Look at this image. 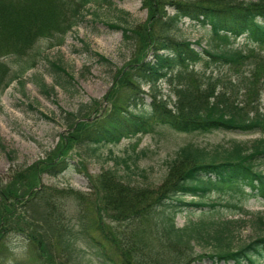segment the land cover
<instances>
[{"label":"trees","instance_id":"trees-1","mask_svg":"<svg viewBox=\"0 0 264 264\" xmlns=\"http://www.w3.org/2000/svg\"><path fill=\"white\" fill-rule=\"evenodd\" d=\"M93 1L0 0V95L15 82L22 85L25 75L38 66L44 53L39 47L41 41L52 42L49 48L64 44L67 35L84 19L82 10ZM141 1L148 10L146 24L134 32L110 26L123 30L125 39L135 40L137 48L134 58L117 72L106 96L107 106L101 107L94 101L78 114L67 113L66 129L46 159L17 172L7 184L0 177V264H58L60 257L66 258L68 264H83L77 253L79 242L102 264H195L205 260L260 264L264 260V234L237 250L220 248L216 253L199 255L192 244L193 233L200 235L207 224L201 221L182 229L176 225L182 207L219 208V203L203 201L213 192H240L264 200V170L255 165L257 159L264 158V140L251 148L236 146L220 154L187 145L171 161L164 182L157 188L125 184L112 170L92 177L84 169L85 158H96L101 147L146 135L156 127L188 135L218 131L249 134L264 129L262 115L251 117L246 106L231 104L226 93L218 92V80L212 76L205 80L194 70L193 77L178 74L179 80L185 81L180 80L181 84L174 89L175 101L170 96L163 99L154 94L158 83L179 69L188 70L203 61L207 65L218 61L239 64L252 58L241 51L214 53L203 48L201 42L176 38L173 32L184 20L209 26L216 37L230 42L246 37L264 47V0ZM98 57L108 62L105 57ZM52 67L68 78L65 83L57 80L58 85L75 83L59 63H52ZM262 71L264 61L255 64L252 76L256 90L248 89V93L257 94L258 84L264 79L260 77ZM43 89L46 94L54 92L46 85ZM75 157L79 160L77 169L87 175L91 189L98 195L96 205L101 223L105 216L113 226L107 229L100 223V235L95 233L99 223L94 226L81 221L71 225L62 203L50 204L47 200L48 207L56 213L54 240L57 238L61 250L50 254V244H45L44 236L33 231L20 210L50 190L39 189L43 175H62L75 166ZM187 197L193 200L186 202ZM76 198L83 200L85 196L78 193ZM227 207L244 213L240 202ZM52 213L46 211L47 220ZM257 220L258 226L264 227L263 218L259 216ZM237 223L221 222V228L214 233L220 247L226 233L233 236ZM16 237L25 238L22 248L16 246Z\"/></svg>","mask_w":264,"mask_h":264},{"label":"rangeland","instance_id":"rangeland-1","mask_svg":"<svg viewBox=\"0 0 264 264\" xmlns=\"http://www.w3.org/2000/svg\"><path fill=\"white\" fill-rule=\"evenodd\" d=\"M66 1L70 3L72 0ZM82 16L84 19L67 35L62 46L49 48L52 42L41 41L39 47L44 53L38 66L25 75L22 85L15 82L0 95V177L5 184L12 180V176L17 172L46 159L47 155L54 151L66 129L67 113L78 114L84 106L92 105L94 101L101 107L107 106L106 96L114 85L117 72L134 58L137 48L135 40L125 39L123 30L110 26L113 24L134 32L140 25L147 23L148 10L144 9L141 0H94L82 10ZM173 34L180 40L201 42L203 48L214 53L241 51L244 55H252V58L242 60L239 64L218 61L207 65L203 61L188 70L179 69L172 77L158 83L154 90L158 98L167 99L170 96L175 101L174 89L182 81L179 80L178 74L193 77L194 70L205 80L208 76L218 80V92L220 95L226 93L231 104L246 106L244 108L250 111L251 117H255L257 113L264 117V79L262 86L258 84L257 94L248 93V89L256 90L252 75L255 64H262L264 61V47L251 43L246 37L231 39V42L216 37L209 26L190 20H184ZM99 55L105 57L108 62L102 61ZM52 63H59L73 77L75 83L58 85L57 80L65 83L68 78L54 70ZM260 77H264V71ZM184 81L185 79L182 82ZM43 85L48 89L53 88L54 92L46 94ZM148 88L144 87L145 90H149ZM147 103H150V98ZM249 104L252 106L249 107ZM42 114L55 121L44 118ZM260 140H264V129H256L249 134L218 131L205 135H188L165 127H156L146 135L125 139L118 145L101 147L96 158H85L84 169L92 177L112 170L117 172L125 184L157 188L164 182L171 161L187 145L220 154L236 146L251 148ZM85 151L88 152L87 149ZM78 161L75 157V166L58 177L43 175L39 189L48 187L50 190L36 196L34 202L28 203L27 207L20 210L25 214L33 231L44 236L45 244H50L47 246L50 254L55 249L61 250L57 238L54 240L57 229L54 223L56 213L48 207L47 200L50 204L57 201L62 203L67 212V222L71 225H78L81 221L94 226L99 223V231L95 233L100 232L101 235V215L98 214L96 205L98 195L91 189L87 175L77 169ZM255 163L260 170H264V158L257 159ZM71 191L75 194H71ZM78 193L85 196V199L77 200ZM192 200V197L185 199L186 202ZM203 201L219 203L221 206L216 209L182 207L183 211L176 218V225L181 229L200 224L201 221L207 224L200 235L193 233L192 244L196 254H212L220 248L228 247L237 250L264 234V227L257 224L259 216L264 221L262 198L225 191L213 192ZM238 202L244 208L242 214L227 207ZM46 211L53 212L49 220L46 218ZM224 220L238 223L234 226L233 236L228 233L224 235L220 247L214 233L221 228V222ZM101 224L107 229L113 226L111 220L105 216ZM14 241L18 248H22L26 240L24 237H16ZM77 247L79 259L83 264H102L93 252L80 242ZM23 255L26 258V255ZM57 263L68 264L67 259L63 257L57 259ZM195 264L225 263L205 260ZM260 264H264V260Z\"/></svg>","mask_w":264,"mask_h":264}]
</instances>
